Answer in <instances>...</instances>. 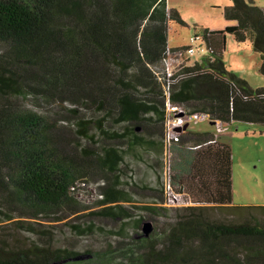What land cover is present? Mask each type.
<instances>
[{
    "label": "trees",
    "instance_id": "1",
    "mask_svg": "<svg viewBox=\"0 0 264 264\" xmlns=\"http://www.w3.org/2000/svg\"><path fill=\"white\" fill-rule=\"evenodd\" d=\"M230 1L223 18L235 25L203 30L208 57L194 63L182 58L181 69L168 78L166 58L186 47H168L170 22L182 21L166 0H0V203L34 213L26 203L33 201L41 212L59 206L71 178L56 164L71 170L77 165L60 156L59 146L71 144L80 150L78 165L93 157L104 201L129 199L120 186L124 172H131L126 157L154 148L163 155L167 102L188 113H208L226 125H264V89L252 90L221 60L226 35L237 44L249 40L264 76V8L253 1ZM28 93L49 110L70 102L73 108L61 109L76 115L80 105L99 116L79 124L48 121L11 101ZM161 124L160 149L155 140ZM90 126H95L92 132ZM136 128L147 136H139ZM64 129L73 137L65 139ZM191 135L196 148L188 191L199 197L190 203L200 207L179 210L173 224L142 238L131 251V264H264V206H232L229 146L217 143L214 135ZM130 176L121 180L126 188L136 186ZM205 205L256 213L226 222L203 215ZM146 209L155 215L164 211ZM64 254L37 246L12 249L0 236V264H55Z\"/></svg>",
    "mask_w": 264,
    "mask_h": 264
},
{
    "label": "rangeland",
    "instance_id": "2",
    "mask_svg": "<svg viewBox=\"0 0 264 264\" xmlns=\"http://www.w3.org/2000/svg\"><path fill=\"white\" fill-rule=\"evenodd\" d=\"M246 1H253L256 6L264 8V0ZM166 3L168 9L177 11L182 21V24L174 21L169 24L168 45L171 49L189 46L190 39L201 36L203 30L221 31L225 25L232 24L223 18V10L231 5L230 0H166ZM3 49L4 46L0 44V53ZM203 56V53L196 52L189 57V62L200 61ZM221 60L227 72L246 81L252 90L264 89V76L258 72L261 57L252 49L249 40L246 43L237 44L232 35H226ZM26 95V98L9 99L15 103H17L16 100L20 101L16 104L19 109L36 112L46 120L52 119L58 124H63L62 122L79 124L86 118L93 117L95 120L99 116L92 112L93 108L87 110L80 105H76L78 108L76 115L61 109L62 106L68 110L73 108L74 105L70 102L56 103L57 107L49 110L41 103L39 104L29 93ZM209 116L208 120L184 126L179 135V147L172 145L170 148V168L165 178L164 165L154 164L156 168H161L160 181L151 185L147 183L144 189V185L140 186L137 183L138 175L136 176L131 169L130 184H136V186L126 188L121 180L127 181L124 177H129V171L124 172V176L120 178V184H122L120 186L124 193L129 194V199L120 198L123 201L111 203L104 201V196L97 187L100 184L98 180L102 179V176L96 171L93 157L88 156L84 164L80 166L82 159H79L78 145L59 146L60 156L73 159L77 164L73 170L56 164L63 172L69 173L71 178L68 183V196L59 206L43 210V212L39 210L37 204L32 203L33 201L25 204L34 208L36 213L19 204L7 206L0 203V236L6 239L8 246L12 249L37 246L50 251H66L61 259L55 261V264H81V262L84 264H131V251L136 252L134 247L142 238H153L167 225L173 224L179 210L185 207H200L199 204L190 203V199L193 202L199 200V197L197 194L190 195L188 191L189 164L194 155L193 150L196 148L195 136L191 134L209 130L211 126L216 132L220 126L217 121L212 120L210 114ZM166 120L167 118H165V124ZM160 126L161 128L156 132V134L159 133V136H156L157 142H161L162 138L160 131L163 126L162 124ZM94 128L95 126H90L88 131L92 132ZM141 128H136V133L141 137L147 136L146 130L143 131ZM64 130L67 132L65 139L73 137L72 133L69 135V129ZM221 132L231 151V205L235 207L264 206V125L231 122L228 125L225 124ZM150 152L155 153V150L151 149ZM128 156L126 160L129 164V161L133 159L131 154ZM143 158L147 159L146 154ZM78 161H81V164L78 165ZM82 167L84 170L80 172L81 170L78 169ZM150 207L155 210L161 208L164 211H160L158 215L148 214L146 208ZM201 207L206 217L226 222H240L248 218L250 214L256 213L254 209L238 212L230 205ZM42 213L43 216H41Z\"/></svg>",
    "mask_w": 264,
    "mask_h": 264
},
{
    "label": "built area",
    "instance_id": "3",
    "mask_svg": "<svg viewBox=\"0 0 264 264\" xmlns=\"http://www.w3.org/2000/svg\"><path fill=\"white\" fill-rule=\"evenodd\" d=\"M196 52L203 53L204 56L208 57L207 49L205 45L202 43L201 36H195L190 39V45L186 47V51L184 53L178 52L174 56H168L165 60V72L168 78L172 77L174 69H181L182 58H189L193 56ZM181 76H177V79H180ZM166 124H165V147L163 153V165H164V178L167 172L169 171L170 165V148L172 145H176L179 143V135L181 134L185 125L190 123H199L201 121H205L209 119V114L205 112L199 113H188L181 107L177 105H171L169 102L166 103ZM220 127L217 128L216 134H221L222 129H224L223 123L217 121ZM215 134V137L217 136Z\"/></svg>",
    "mask_w": 264,
    "mask_h": 264
},
{
    "label": "crops",
    "instance_id": "4",
    "mask_svg": "<svg viewBox=\"0 0 264 264\" xmlns=\"http://www.w3.org/2000/svg\"><path fill=\"white\" fill-rule=\"evenodd\" d=\"M230 23H232V24L231 25L230 24L225 25V27L235 25V23H233V22H230ZM168 47H169V45H168ZM196 62H199V61H196ZM211 127L212 128H209V130H202L201 132H197L195 134H209L212 136L214 135V137H215L214 127L213 126H211ZM215 139H216L217 143H222V144L227 145V143L224 139V135L219 134L218 136L215 137ZM155 142L157 143L156 147H159L161 149L162 143L157 142L156 140H155ZM174 146L179 147V145H174ZM154 149H156V148H154ZM161 154H162L161 150H159L158 152L155 151V153L149 152L148 154H146L147 159H144L143 155H141V153H140L138 155H135V158L132 161H129V164H128V162H126V166H128L130 168V171L133 170L135 172L136 176L138 175L137 183H139L140 186H141V184L146 186L147 183L149 185H151V184H155L156 181H160L161 168H159V169L156 168L154 164H156V163H159L160 165L163 164V160H162L163 155L161 156Z\"/></svg>",
    "mask_w": 264,
    "mask_h": 264
}]
</instances>
